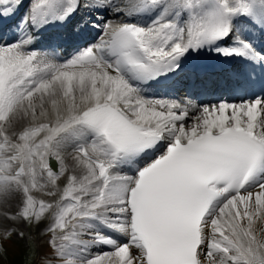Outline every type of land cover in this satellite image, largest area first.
<instances>
[{
	"label": "snow or ice",
	"instance_id": "1",
	"mask_svg": "<svg viewBox=\"0 0 264 264\" xmlns=\"http://www.w3.org/2000/svg\"><path fill=\"white\" fill-rule=\"evenodd\" d=\"M21 7L0 0V250L47 220L35 264H264V0ZM69 24L84 46L36 50Z\"/></svg>",
	"mask_w": 264,
	"mask_h": 264
},
{
	"label": "rangeland",
	"instance_id": "2",
	"mask_svg": "<svg viewBox=\"0 0 264 264\" xmlns=\"http://www.w3.org/2000/svg\"><path fill=\"white\" fill-rule=\"evenodd\" d=\"M48 223L47 220L40 223L38 226H25L26 236L30 239L27 240H18L13 239L11 244L12 249L6 248V250H0V259L5 262V264H35L37 254L39 249L36 245L38 241L45 239V236L41 235V231ZM27 252L31 256L27 260Z\"/></svg>",
	"mask_w": 264,
	"mask_h": 264
},
{
	"label": "bare ground",
	"instance_id": "3",
	"mask_svg": "<svg viewBox=\"0 0 264 264\" xmlns=\"http://www.w3.org/2000/svg\"><path fill=\"white\" fill-rule=\"evenodd\" d=\"M189 123H191V121H190ZM34 195H35L36 197H40L41 199H45V200H50V199H51V197H48V196H47L45 193H43V192H35ZM43 240H44V239H43ZM41 241H42V240H41ZM8 248L12 249V248H13L12 244H10V246H8ZM47 251H48V249H47V246H46V245L41 246V247L39 248V252H40V253L47 252ZM0 264H5V262H4L3 260L0 259Z\"/></svg>",
	"mask_w": 264,
	"mask_h": 264
}]
</instances>
